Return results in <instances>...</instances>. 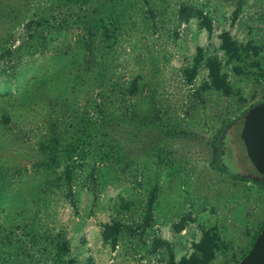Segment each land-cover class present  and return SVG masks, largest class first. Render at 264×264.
I'll return each instance as SVG.
<instances>
[{
  "label": "rangeland",
  "instance_id": "1",
  "mask_svg": "<svg viewBox=\"0 0 264 264\" xmlns=\"http://www.w3.org/2000/svg\"><path fill=\"white\" fill-rule=\"evenodd\" d=\"M263 101L264 0H0V264H236Z\"/></svg>",
  "mask_w": 264,
  "mask_h": 264
},
{
  "label": "water",
  "instance_id": "2",
  "mask_svg": "<svg viewBox=\"0 0 264 264\" xmlns=\"http://www.w3.org/2000/svg\"><path fill=\"white\" fill-rule=\"evenodd\" d=\"M245 155L258 173L249 178L264 183V101L247 112L239 132ZM236 264H264V226Z\"/></svg>",
  "mask_w": 264,
  "mask_h": 264
},
{
  "label": "trees",
  "instance_id": "3",
  "mask_svg": "<svg viewBox=\"0 0 264 264\" xmlns=\"http://www.w3.org/2000/svg\"><path fill=\"white\" fill-rule=\"evenodd\" d=\"M220 39H221L220 49L223 50L224 53L228 55V57L231 59H237L240 55V51L246 49L244 47L235 46L234 43L229 40V38L225 33L220 35ZM210 75L213 82L216 79H218L217 74L214 73L213 70H210ZM131 86L133 88L135 87L134 81L131 83ZM217 143L219 144V138L217 139ZM216 161H218V159H216ZM221 169L224 172H227L225 169L223 168ZM241 179L253 180L251 178H244V179L241 178ZM118 228L119 226L115 223H111L110 225L107 224L103 225L101 232L102 239L104 241H107L113 234L117 232ZM62 244L64 247L65 245L64 242ZM194 247L196 250L194 253L190 254L188 257H182L177 263L170 262L169 264H207L212 260L214 250L216 249V245L214 244V239L211 234H209L208 232H203L199 242L195 244Z\"/></svg>",
  "mask_w": 264,
  "mask_h": 264
}]
</instances>
